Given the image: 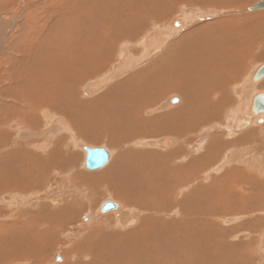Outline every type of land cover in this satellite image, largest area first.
Listing matches in <instances>:
<instances>
[{"label":"bare ground","instance_id":"1","mask_svg":"<svg viewBox=\"0 0 264 264\" xmlns=\"http://www.w3.org/2000/svg\"><path fill=\"white\" fill-rule=\"evenodd\" d=\"M14 1L0 0V11L4 13L7 9L10 10L9 13L0 16V42L6 39L8 34L12 37H7L11 40V44L6 48L7 56L0 57V66L4 65L0 73V119L4 117L1 112L4 107L7 117L5 122L11 117V123L13 122L19 130V139H31V134H34L32 129L39 125L37 124L39 121L44 123L42 129H48L42 131L47 134L53 128L51 121H54V116H59L57 112L66 118L58 120L56 117L59 124L55 123V125H59L58 129L61 127V130L63 128L69 132L72 148H81L85 156L86 147L102 148L86 145L88 143L106 141L113 146H121L120 143L132 140L135 138L134 135L140 132L142 135L148 133L158 137L157 134L160 133L168 136L160 139L143 137L139 142L136 140L137 143H134L140 147L166 149L168 155L162 156L154 151L132 150L133 152L122 154L119 162L114 163L103 173L87 174V176L73 173L76 183L79 181L84 190L91 189L94 195L99 184L105 185L106 188L112 187L118 191L122 199L126 200L125 205L129 207L128 209L136 207L135 212L145 215L141 220H137L140 224L139 228L126 236L108 234L111 231L106 232V230L111 226L106 229L103 227V230L101 226L98 230V227L94 229L95 231L92 229L90 232L93 233L92 236L89 235L86 240L80 242L77 249L84 248L85 251H93L95 256H98L93 246L100 245V248H105L107 242L110 243L113 238L117 240L118 248L110 245L109 261L120 260V264L251 263L248 257L242 261V251L237 250L235 245L233 248V244L229 242L230 234L235 230L221 229L215 225V222L220 218L227 221L239 220L237 217L225 216L235 215V211L240 208L238 205L239 208H235L236 188L250 185L253 188L246 190L252 195L253 189L259 183L249 178L251 176L247 179L239 178L238 174L241 171L236 174L228 171L223 177L214 179L211 174L214 172L216 175L220 174L224 169L222 166L227 164L225 161L228 164L233 162L232 156L231 159L227 156L215 168L210 162L212 158H218L222 149L230 145L222 137L212 135L214 130L221 131L225 124L227 127H237L234 129L237 133L232 132V128L229 127L231 132L229 135L226 134L228 137L230 135L238 137L240 131L250 127V124L256 127L249 134L239 139L236 137L238 146L251 138L253 133L256 134L257 143H264V124L257 125L259 119L264 121V116L255 115L252 110L255 95L264 91V78L259 82H253L254 74L263 62L253 71L251 70L252 72L246 77L244 75L246 68L242 69L253 64L251 60L264 58V13L212 22L213 24L192 31V25L196 26L193 24L194 21L203 18L205 13L202 10H206L207 6L218 7L231 2L234 6H240L251 0H230V2L229 0H42V2L38 0V4L32 0L35 3L32 4L33 6L30 4L31 0ZM181 4L182 7L177 8ZM249 7L244 13L257 12H249ZM179 9V13H175ZM214 11L213 14L216 16L237 13L235 10ZM177 17L179 19L173 23ZM190 26L192 32L183 35L184 31L181 30ZM154 28H158L155 30L156 33L159 29L164 30L165 37L152 38L153 35L155 36L152 32ZM9 29L13 31L10 32ZM239 31H242L240 32L242 37H235V33L238 34ZM178 32L181 33L179 40L175 41L177 39L175 38L171 41L172 35ZM164 34L159 35L161 37ZM140 37L143 39L141 42H139ZM137 42L140 44L136 45ZM137 47L141 48L142 53L144 52L141 58H136L139 56L136 55ZM164 50V54L161 55ZM159 53L160 55L157 56ZM156 56V59H152ZM115 59L119 61L107 69ZM143 65L147 66L143 68ZM141 67L143 69L140 70ZM130 73L134 74L128 81L118 84L110 92L98 93L104 85L108 86L112 81L117 82V79ZM86 83L88 86L84 87ZM236 83H242L241 86L245 84L241 89V99L247 101L240 100L242 103L234 108L236 102L234 100L239 99V97L234 99L233 94L231 96V93H234L233 85ZM5 85L9 86L3 88ZM164 91L180 95H172L166 99L165 104L162 102L156 105L163 97ZM94 93L100 95L87 102L84 96H91ZM12 95L20 96L19 101L17 99L11 101L9 96ZM108 99L111 101H107ZM173 100L175 104H172ZM37 102L46 103L45 115L38 109L37 113H33L35 109L22 110L18 105V103ZM149 102H153V107L146 113L156 114L150 122L147 115L148 122L140 121L141 117L134 118L128 115L136 113ZM153 115L151 117H154ZM89 126L92 127L87 129L86 127ZM193 131L200 132L198 138L193 140L196 141L197 150L202 151L197 157L191 155L189 143H186L190 140L188 133ZM49 134L53 136L55 133ZM78 134L82 138H78ZM226 135L224 137H227ZM58 142L59 144H51L49 151L45 143L42 147L34 142L29 143L32 148L37 149L36 151L44 152L46 158L34 156L28 149L24 154V148L21 150L22 153L18 152L16 150L19 147L13 148L12 150L15 151L11 150L13 152H10L11 155L5 154L8 156L7 163L5 159L7 156H2L5 160L1 161L3 158H0L1 190L16 189L29 193L31 187L43 183L49 175L48 172L55 169V165L66 157L64 156L66 152L63 150L66 142L60 138ZM104 149L109 153V163L113 158L112 152ZM177 155L184 161L177 162L170 168L169 163ZM72 158L71 156L63 161L67 164L64 168H71L72 162L76 163ZM162 160L168 163L166 170L156 164V161ZM153 169V177L149 180L146 176ZM4 172L10 175L4 178ZM133 174L136 175V179H133L136 183L135 189L119 184L118 181L122 176ZM67 178L72 180L71 174ZM209 180L213 185H206ZM54 181L56 183V179ZM235 182L236 186H234ZM71 186L80 187L77 184ZM186 191L189 192L185 193ZM18 195L19 193L13 195V202L9 203L11 207L14 205L19 209L24 202L26 205L31 204L27 206L33 207V210H38L33 212L28 221H25L27 223L20 221L24 228L28 227V231L22 228L24 233L25 231L26 234L28 233L27 235L20 233L21 226L1 223L0 247L2 242L7 240L20 242V236H23L21 241L26 243L17 244L16 241L13 243V248H18L20 245L21 253L25 257L36 259L42 257L38 255L41 249L45 250L56 244V234L63 226L73 222L75 213L85 209L88 206L87 202L92 199L90 194L86 197L89 199L87 202V199L79 200L68 196L62 198L63 201L60 203L58 202L61 200L60 195L57 196V200L55 199L57 197H53L56 194L48 195L49 198L45 196L47 198L44 199H40L39 195L33 197L30 193L27 198L25 196L19 199ZM187 197H189L188 201H186ZM34 199L37 203L33 202ZM47 199V203L42 202ZM105 202L115 203L117 208L112 211L118 210L114 214L118 216L121 214V206L117 202L109 199ZM101 206L97 210V215L89 214L91 221L102 214ZM251 206L252 203H249L250 208ZM172 212L176 219L177 216L181 217L180 220L164 218L169 217L170 214L172 216ZM30 213L29 210L28 216ZM26 214L21 215L26 216ZM121 215V218L116 216L118 217L117 221L114 220L116 223H123V212ZM135 223L136 220L129 219L127 223L121 225L127 227V224L133 226ZM3 246L7 249L6 245ZM32 246L41 248L35 252L36 248ZM13 256L14 254L9 250H6V253L2 251L0 263H10L9 260ZM57 258L58 256L54 261L57 262ZM128 260L132 262L128 263ZM41 262L40 259L38 262L35 261V264ZM69 262L66 259V264Z\"/></svg>","mask_w":264,"mask_h":264},{"label":"rangeland","instance_id":"2","mask_svg":"<svg viewBox=\"0 0 264 264\" xmlns=\"http://www.w3.org/2000/svg\"><path fill=\"white\" fill-rule=\"evenodd\" d=\"M9 1L15 2L14 0H9ZM31 1H30L31 6L35 5L36 2H37L36 4H38L39 2H42V0L41 1L39 0V2H38V0L37 1L33 0L35 3L33 1L32 2ZM258 1H260V0H251L250 2H248V3L244 4V5L242 4L240 6H237V5L234 6L232 4V2L230 4H226V5H218V7L217 6L216 7L215 6H207L206 10H202L203 13H205L203 18L201 19V17H200V20L197 19L198 20V21L196 20L197 22L194 21L195 23H193V24H195L196 26L192 25L193 27L190 26L189 28L187 27L186 29L183 28L182 30L181 29L180 30L184 31V33H183V35H184V34H188L189 32H192L196 28L202 27L204 25L206 26V25L213 24L212 22H215V23L216 22H223V21H227L228 19L231 20L233 18H246L247 16L258 15V14H260L259 12H263L264 13L263 10L262 11H257L256 13H249V14L244 13V10L247 7H249L251 5H254V3L256 4ZM229 2H230V0H229ZM179 5L177 6V8L178 7H180V8L182 7V4H181V6H179ZM187 7L190 8V7H193V6H187ZM216 9H218V10L222 9L224 11L225 10H228V11L235 10L237 13L236 14H230V15L221 14V15L216 16L215 14H213V12H215L214 10H216ZM9 11L10 10H8V9H7V11H4V13L2 11H0V16L7 14V12L9 13ZM179 11H180V9L176 10L175 13H177V12L179 13ZM197 13H199V12H197ZM178 19H179V17H177L175 19V21L173 20L174 21L173 23H175ZM197 24H199V25L197 26ZM173 28H174V30H176V28L174 26H173ZM190 28L192 29V31H191ZM156 29H158V28H156ZM156 29L154 28L153 29L154 31L152 30V32L155 33V36L153 35L154 37L152 36V38H156V37L164 38L165 35H166V32H164V30H162V29H159V31H157V33H159V34H162V33L164 34L165 33L164 35H162L160 37V35L157 34L156 31H155ZM12 31H13V29L10 30V32H12ZM240 32H242V31H239L238 34L235 33V37L236 36L239 37V38L242 37V34H240ZM179 34H181V33L178 32L177 34L175 33V35L173 34L172 35L173 38L171 37L170 40L172 41L175 38H177V39H175V41L179 40L178 39V37L180 36ZM9 36H10V34H8L6 36V39H2V41L0 42V57L2 55L3 56H7L8 51L6 50V48H7V46L9 44H11L10 43L11 42L10 38H7ZM141 39H142V37H140V39H139L140 41L139 42H141ZM139 42H137L135 44L139 45L140 44ZM148 42H149V39H148ZM136 49H137L136 50L137 54L136 53L135 54L137 56L138 55L139 56L136 57V55L134 54V58L135 57L136 58H141L142 57L141 55L144 52L142 53V50L139 47H137ZM140 52H141V54H140ZM164 52H165V50L161 53V55L164 54ZM178 53H180V52H178ZM159 55H160V53L157 56H159ZM257 55H259V52H257ZM157 56L152 58V59H156ZM117 61H119V60L115 59L110 64V66L107 67V69L110 68L113 64L117 63ZM257 61H259V62H257ZM250 62L251 63L253 62V64H251L252 66L248 64L249 65V66L247 65L248 67H246V66L242 67L243 70L246 68V70L244 71L245 77H246L247 74L251 73L253 71V69L257 67L258 64H260L261 62L264 63V58L262 60L260 58H255L253 61L251 60ZM254 64H255V66H254ZM147 65H145V66H147ZM3 66L2 65L0 66L1 67L0 73L3 70L2 69ZM145 66L143 65V68ZM143 68L141 67L139 69L141 70ZM139 69L137 71H139ZM137 71H135V72H137ZM133 74H131V73L128 74V75L126 74V75L120 77L119 79H117V82L116 81H114V82L112 81V82L109 83L108 86H106L107 84L104 85L105 88L103 87V89H101V91H98V93H100L102 91L105 92V93L112 91L113 90L112 88L116 87L118 84H121V83H124V82L128 81L129 78ZM242 76H243V74H242ZM243 79L245 80V78H243ZM0 83H1V80H0ZM240 84H242V83H236V84L233 85V91H234L235 94L231 93V96L233 94V98L234 99L239 97V99H238L239 101L238 100H234V101H236L235 102L236 104L234 103V108H236V106L238 107V105L240 103H242L243 101H247V99L243 98V101L241 99V96H242V90L241 89H242V86H245V84L242 85V86ZM8 86L9 85H5L3 88H6ZM85 86H88V83L84 84V87ZM235 86H236V90L237 91L235 90ZM166 92L165 91L163 92L164 93V94H162L163 97H161L160 100L158 99L160 102H157L156 105H159L162 102H163V104H165L166 99H168L172 95H174V96H179L180 95L178 93H174V92H171V91H169V93H166ZM165 93L167 95H165ZM98 95H100V94L94 93V95L87 96V97L84 96V98L88 102V101H91V100L95 99ZM9 99L11 101L14 100V99L18 100V99H20V96L12 95V96H9ZM117 99H118V96H117ZM240 100L242 102H240ZM107 101H111V100L108 99ZM18 105L20 106V108L22 110L31 111V110L35 109L33 111V113H37V109H38V110L41 111L42 114L45 115L44 109L46 107V103H39V102L32 103V104L18 103ZM241 105H243V104H241ZM152 107H153V102H149L148 104L142 106L136 113H129L128 115H131L134 118L135 117L136 118L141 117V118H139L140 121L146 120L148 122V120L150 119L149 120V122H150L151 118H155L154 115H156V114L148 115L146 112ZM1 112H3V115H4V117L2 119H0V135H1L0 136V140H1L0 141V158H3V159H1V161L2 160L4 161L6 159V163H7V158H8L7 155L10 154V152H11V150L13 148L16 149L18 147H19V149L16 150L18 152L22 153L24 151L23 153L25 154L26 149H28L31 153H33L34 156L46 158L45 157V153L44 152H40V151H36L37 149L34 148V147H33L34 148L33 149L31 147V145H29L30 142H34L35 144L39 145L40 147L44 146V143L47 144L48 145L47 151H49L51 149V144H53V143L59 144L58 138L63 139L66 142L65 149H63L66 152V153L64 152L65 153L64 156H66L65 159L61 160L59 163L56 164V165L59 164L60 165V166L58 165L59 167L55 165L56 168L55 169H51V171L48 172L49 175H48L47 179L44 180L43 183L41 182L38 186H34V187L30 188V190L28 192L33 197L35 195L36 196L39 195L40 199H44V198H47L45 196H48V195L51 196L53 194H56V196L53 195V197H57L58 195H60L61 196V200L58 201L60 203L63 201V199H65V197L67 198L68 196H72V197L77 198L79 200L81 198L87 199L86 202L89 201V199L86 198L89 194L91 195V198H92L89 201V203L87 202L88 206L85 209H81V211H78L77 213H75V217H74L75 220L73 222L63 226V228H61L60 231L56 234V242H55L56 244L52 245L53 247L52 246L48 247V248L45 247L46 248L45 250L41 249L39 251L40 254H38V255L42 256L40 258L42 262L41 263H37V264H63V263L66 264V259H67V262L70 261L69 264H75V262H76V264H83V263L84 264L85 263L86 264H120V262H119L120 260L109 261L110 245H113L115 248H118V242H117L116 239L112 238V241L110 243L108 241L107 242L108 244H107V246L105 248H100V245L93 246V249H96V251L98 253V256H95L93 251H88V250L85 251L84 248L77 249L78 244L80 242H82L83 240H86L85 238H87L89 235L92 236L93 233L91 234L90 232H92V229H93V231H95L94 229H96L97 227H98L97 230L100 229V228H102V230H103L104 228L106 229L108 226H111V227H108L107 230H106V232L107 231L109 232V230L111 231L108 234H115L116 233V234H119L121 236H126L127 234L132 233L137 228H139L140 224H138L137 220L138 221L141 220V218L143 216H145V215H142V213H140V212H135L134 210H136V207H134L132 209H128L129 207H127L125 205V201L126 200L122 199V197L118 193V191L116 189L112 188V187H107L106 188L105 185L99 184L98 185L99 186L98 190L96 191V194H94V195L92 194L93 190H91V189L90 190L89 189L84 190L85 188H82L80 186L79 181L76 183V179H75V175L74 174L79 173V174H84V175L87 176V174L88 175H95V174H98V173H103V172L107 171L108 169H110L111 166H113L114 163L119 162L120 158L123 156L122 154L128 153V152H133L134 150L137 151V152H139V151H154V152H157V154L162 155V156L168 155V154H166L167 150L166 149H162L160 147H146V146L145 147H140V146H136L135 145L143 137H146V138H149V139H157V138L160 139L162 137H167L168 138L167 134L158 133L157 134L158 137H157V136H152L153 134H148V133L146 135H142L141 134L142 132H140V133L134 135L135 138H133L132 140H127L128 142L127 141L126 142L128 144H126V142L120 143L121 146H115V145L113 146L112 144H110L109 142H106V141L105 142L103 141V142L88 143V144H86L88 146L102 147V148L109 149L112 152V157H113L112 160L107 164V166L104 167L102 170L90 171V170H87L85 168V166H84L85 154L81 151L82 149L80 148L81 149L80 150V149L74 147V149H75L74 150L72 148L70 142H69V139H70L69 132H67L66 130H63V128L61 130V127L58 129L59 125H55V123L59 124V121H58L59 119L60 120L61 119L64 120L66 118L64 115H62V114H60L59 112L56 111L57 114L59 116H61V117L54 116V118H53L54 121H51L52 122V126H53V128L51 130L52 132L49 131L47 134L45 132H42L43 130H48L46 128L42 129V126L44 124L43 121L37 122V124H39V125L37 127H33L32 130L34 131V134H31V139H25L24 140V139H19L18 138L19 130L16 129V127L13 124V122L11 123V121H10L11 117H10V119L7 122H5L7 117H6V112H4V107H3V110H1ZM165 113H167V112H165ZM146 115L149 117V119L146 118ZM152 115L154 117H151ZM157 116H159V115H157ZM56 117H57L58 120L55 119ZM142 117H143V120H142ZM263 124H264V121H262V122H259V120L257 121V125L262 126ZM223 125H224V123H223ZM92 126H89V127H86V128L90 129ZM249 126L250 127H247L246 129L244 128L245 130L244 129L241 130L240 133L238 134V137L237 136L236 137L239 139V137L241 138V137L249 134L250 132H252V131H254L256 129V127L254 128L253 124H250ZM229 127L232 128L231 126L227 127V125L225 124L222 127L223 130L222 129H221V131L214 130V132L212 133V135L214 137L215 136L222 137L224 139V141L227 142V144H230V145H228L226 148L222 149V151L220 150L221 152L219 153L220 155L218 156V158H212L210 163H211V165H213V168H215L222 160L224 161L227 156L230 159L233 157L234 160H233L232 163H229V164H228V162L225 161V163H227V164L222 166V168H224V169L222 171H220L221 173L216 175L215 172H214L213 174H211L212 177H214V179L215 178H219V177H223V175L226 174L228 171L234 172V174H236V173L241 171L238 174L240 176L239 178L247 179V177L251 176L249 178H251L253 180L255 179V181L257 183H259V184L255 186V189H253V194L252 195H251V193L249 191L246 190V188H250V189L253 188L250 185H246V187H244V188L243 187L242 188H236L237 189V194H236V201H235L236 206H235V208H239V207L240 208L235 211L236 212L235 215H228L227 214L225 216L226 217H237L239 220L227 221V220H223L222 218H220V219L216 220L215 225H217L219 228L224 229V230H235L234 233L230 234L229 242H231L233 244V248H234V245H235L237 250L239 249L240 251H242V261H244V259H246V257H248V261L251 259V263L247 261L248 263H246V264H264V143L263 144L257 143V139L255 138L256 134L253 133L251 138L246 139L244 143H242L241 145L238 146V145H236V141H238V140H237L236 137H234L235 135H232V136L230 135V137L227 136V135L230 134L231 131L232 132H236V131H234V129H237V127L232 128L231 131H230ZM81 130L84 131L83 128H81ZM40 132H42V134ZM221 132H223V133H221ZM38 133H40V134H38ZM49 133H52V134L55 133V134L53 136H51ZM10 134H12V135H10ZM143 134H145V133L143 132ZM188 134H189L188 137H189L190 140L188 139L189 141L186 142V143H189V148L191 150V155L193 157H197L198 155H200L202 153V151H198L197 150L196 141L193 142V140L198 138L200 132L199 131H193V132H190ZM224 134L225 135L227 134L226 135L227 137H224L225 136ZM23 136H24V133H23ZM136 136H138V137L136 138ZM77 137L78 138H82V136H80L79 134L77 135ZM154 137H156V138H154ZM169 137H171V136H169ZM136 140H137V142H136ZM183 140L186 141V139H184V138H183ZM3 141H5V143ZM240 141H241V139H240ZM258 141H259V139H258ZM234 142H235V145H234ZM132 143L133 144L135 143L134 144L135 146ZM13 145H15V146H13ZM22 148H24L25 150L21 151ZM123 150L124 151L126 150L127 152L126 151L124 152ZM12 151L14 152L15 150H12ZM13 152H11V153H13ZM68 153H69L70 156L68 155ZM5 154H7V155H5ZM2 156H7V157H5V159H4V157H2ZM67 156H69V157H67ZM71 156L73 157L72 160H74L76 163L72 162V167L71 168H64V166L67 167V164L65 162H63V161L68 160V158H70ZM230 156H232V157H230ZM181 161H184V159L179 158L178 155H177L169 163V167L171 168L175 163L181 162ZM156 164L158 165L159 168H162V169H165V170L167 169L166 166H167L168 163L166 161H164V160L156 161ZM4 173H5L4 178H5V176H9L10 175V173H7V172H4ZM70 174L72 176V180H69L67 178V176L70 175ZM72 174L74 175V178H73ZM153 174H154V169L151 170V172L146 176L147 179H149V180L152 179ZM55 179H56V183L54 181ZM133 179H136V175L135 174H133L132 176H125V177L122 176L120 181H118V182H119L120 185H122L124 187H127V188L130 187V188H134L135 189L136 183L133 182ZM125 180H127V182ZM67 182H69L70 184H68ZM67 184H68V186H66ZM71 184L72 185L73 184H77L80 187L79 188H73L71 186ZM240 184H242V183H240ZM40 185H43V186H40ZM57 185H59V186H57ZM206 185H209V186L213 185V182H211V180H209L208 182H206ZM195 186H196V184L194 185V187ZM234 186H236V182L234 183ZM86 188H88V187H86ZM41 190L44 191V192L42 193ZM22 191L23 190L20 191V190H16V189L15 190L14 189H10V190L6 191V190H1V188H0V224L3 223V224H6L8 226L15 224L16 226H21L20 227L21 228L20 229L21 230L20 233L24 234V235H27L28 233L26 234V231H25V233L23 231H24L25 228H26L25 230L28 231V227L25 226V228H24V226L21 225L20 221H22L23 223L25 221H28L30 219V217L33 215V212L37 211L38 209H34L33 210V207H31V206L28 207L31 204H27L28 205L27 206L23 202V204L21 205V207L23 206L21 210L22 211L24 210V212H22L20 210L21 207L19 209H16L14 205H12V207H11V205L9 204V203L13 202L12 201L13 200L12 199L13 195H17L18 193H19V195H18L19 199L21 197L25 198V196L27 198V195H29V193L22 192ZM188 192L189 191H186L185 193H188ZM93 193H95V191ZM136 193H137V191H136ZM20 195H22V196H20ZM48 198H49V196H48ZM55 199L57 200L58 197L55 198ZM108 199H109V201L111 200V201L117 202L121 206L120 211H121V214L123 212L124 219H123L122 222L124 224L127 223L129 219H133V221L136 220L135 225L129 226L127 224V227H125L126 225L125 226L121 225L123 223H116L115 221L118 220L117 218L119 216H120L119 218H121V216H122L121 214L119 216L114 214V212H116L118 210L99 214L100 216L98 218H96V220L91 221L90 217H89V214H96L97 215V210L99 209V206H101ZM188 200H189V197H187L186 201H188ZM23 201H24V199H23ZM33 202L37 203V202H35V199H34ZM42 202L43 203L44 202L47 203L48 199H47V201H42ZM249 203H252L251 208L249 207ZM239 204H243V205L241 206ZM237 205L239 207H237ZM24 207H26V208H24ZM18 210H20V211L17 212ZM29 210H30L31 213L28 216V211ZM130 212H132L133 214L132 213L130 214ZM23 213H25V214L27 213L26 216L25 215H21ZM118 214H119V212H118ZM116 216H118V217H116ZM84 217H86V218H84ZM87 218L91 221V223H90V221ZM164 218L170 219V220H174L173 218H175V220L177 221V219L180 220L181 217L177 216V219H176V216L172 212V216L170 214L169 217L165 216ZM83 219L86 220V221H83ZM210 219H212V218L210 217ZM125 220H127V221H125ZM212 220H214V219H212ZM105 222L107 223V225H105L106 224ZM261 222H262V224H261ZM25 223H27V222H25ZM83 223H85L84 226H82ZM86 223H88V224H86ZM114 223H116V225H114ZM99 226H101V227L99 228ZM122 226H124L125 228L122 227ZM22 228H24V229L22 230ZM88 233H90V234H88ZM71 234H73V235H71ZM20 237H21L20 242L21 243L22 242L26 243L25 241H21L24 237L23 236H20ZM87 240H89V238ZM16 241H14V242L12 240L4 241V242H2V245L0 247V253H2V251H4L6 253V250H9V251H11L14 254L13 258H10V260H9L10 263H8L9 261L7 262L8 264H11V263L12 264H23V263H25V264H35V261L38 262V260H40V259H36L34 257H32V258L25 257L24 254L21 253V249H20L21 246L20 245H18V248H13V243H15ZM20 242L17 241L16 243L19 244ZM27 244H29V243H27ZM115 244H116V246H115ZM220 244H221V242L219 243V246H220ZM3 245H6L7 249ZM34 246H37V245H34ZM34 246H32V247H34ZM219 246H218V251H219ZM34 248H36V249L34 250ZM34 248H33V250L35 252H37L41 247L40 248L34 247ZM57 256L60 258V260L56 262V261H54V259ZM62 258H64V259H62ZM131 262H132L131 260H128V263H131ZM240 264H244V262H241Z\"/></svg>","mask_w":264,"mask_h":264},{"label":"water","instance_id":"3","mask_svg":"<svg viewBox=\"0 0 264 264\" xmlns=\"http://www.w3.org/2000/svg\"><path fill=\"white\" fill-rule=\"evenodd\" d=\"M264 9V0L258 1L255 5L248 8L249 12L259 11ZM264 78V63L256 70L253 82H259ZM175 100V99H174ZM173 100V101H174ZM176 101V100H175ZM172 104H175L176 102ZM253 113L255 115L264 116V91L255 95L253 99ZM263 119H259V122H262ZM86 152L85 156V167L90 171L101 170L109 161V153L104 148H84ZM117 206L113 202H105L101 206V213L109 212L115 210ZM59 258V257H58ZM57 260L59 261V259Z\"/></svg>","mask_w":264,"mask_h":264}]
</instances>
